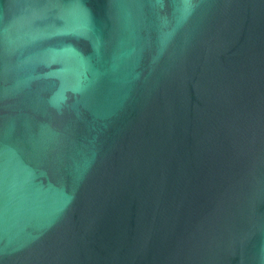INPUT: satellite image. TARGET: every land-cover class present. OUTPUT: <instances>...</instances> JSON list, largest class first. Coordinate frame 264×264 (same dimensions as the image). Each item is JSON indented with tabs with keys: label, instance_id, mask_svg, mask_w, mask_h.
<instances>
[{
	"label": "water",
	"instance_id": "1",
	"mask_svg": "<svg viewBox=\"0 0 264 264\" xmlns=\"http://www.w3.org/2000/svg\"><path fill=\"white\" fill-rule=\"evenodd\" d=\"M0 264H264V0H0Z\"/></svg>",
	"mask_w": 264,
	"mask_h": 264
}]
</instances>
